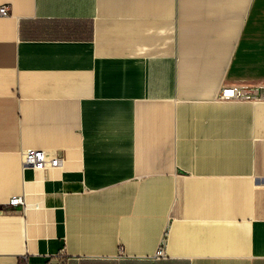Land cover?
Instances as JSON below:
<instances>
[{
	"label": "crops",
	"instance_id": "obj_1",
	"mask_svg": "<svg viewBox=\"0 0 264 264\" xmlns=\"http://www.w3.org/2000/svg\"><path fill=\"white\" fill-rule=\"evenodd\" d=\"M2 5L0 264H264V0Z\"/></svg>",
	"mask_w": 264,
	"mask_h": 264
},
{
	"label": "built area",
	"instance_id": "obj_2",
	"mask_svg": "<svg viewBox=\"0 0 264 264\" xmlns=\"http://www.w3.org/2000/svg\"><path fill=\"white\" fill-rule=\"evenodd\" d=\"M9 11V5L0 6V15H7ZM220 98L224 100H264V82H243L225 85L220 92ZM23 162L26 165H31L36 169L43 170L59 166L61 160L57 155H50L45 150L30 148L24 152ZM9 205L25 207L24 197H12L9 201ZM165 255L163 243L157 250L155 257L161 258Z\"/></svg>",
	"mask_w": 264,
	"mask_h": 264
}]
</instances>
